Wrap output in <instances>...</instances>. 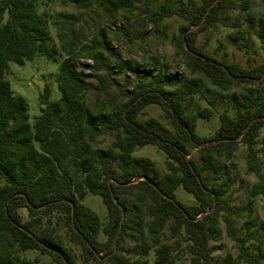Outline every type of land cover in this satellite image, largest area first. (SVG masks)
I'll list each match as a JSON object with an SVG mask.
<instances>
[{"label": "trees", "instance_id": "trees-1", "mask_svg": "<svg viewBox=\"0 0 264 264\" xmlns=\"http://www.w3.org/2000/svg\"><path fill=\"white\" fill-rule=\"evenodd\" d=\"M237 1L243 11L250 9L251 0ZM232 2L202 0L188 8L164 0L151 9L145 0L146 24L157 27L172 17L183 21L177 47L190 75L204 77L223 92L239 87L245 91L225 96L234 116L219 114L218 130L200 137L197 119L212 117L214 100H208L211 109L187 112L188 95L205 98L199 80L175 76L170 81L159 74L145 86L141 71L134 88L121 89L126 98L122 106L96 113L85 101L94 66L80 63L76 70L71 49L58 70L60 99L50 102L45 88L39 97L40 114L30 126L25 99L12 94L4 75L10 63L22 66L38 56L54 60L57 51L50 46L45 20L37 14V0H0V264H30L21 257L26 252H37L51 264H175L166 228L177 245L179 240L187 244L190 264H213L215 248L210 243L218 239L220 222L241 262L262 264L264 238L253 230L262 224L249 218L240 228L235 226L240 214L227 204L231 181L223 178L220 161L229 162L238 147L245 146L247 172L257 179L250 197L264 199V162L256 148L264 128V61L251 68L228 64L205 54L196 42L201 32L221 21ZM249 21L254 23L252 17ZM259 28L262 35V20ZM93 59L95 67L103 61L95 55ZM150 105L162 110L173 135L156 131L153 121L138 119ZM104 136L113 139L111 146L98 148ZM149 145L165 156L163 176L153 162L133 156ZM179 187L193 196L194 205L178 200ZM88 194L102 199L104 224L83 204ZM131 238L138 239L133 262L121 256ZM219 264L238 263L228 255Z\"/></svg>", "mask_w": 264, "mask_h": 264}, {"label": "rangeland", "instance_id": "rangeland-1", "mask_svg": "<svg viewBox=\"0 0 264 264\" xmlns=\"http://www.w3.org/2000/svg\"><path fill=\"white\" fill-rule=\"evenodd\" d=\"M163 1L147 0V3L151 9H155ZM201 1L174 0V3L193 8L198 7ZM37 14L46 22L50 46L57 51L55 59L48 60L38 56L22 66L10 63L4 75L12 94L25 99L30 126H33L35 118L40 114L39 97L45 88L49 91L50 102L60 99L57 75L62 62L68 57V49L73 52L76 70L80 63L94 66L87 78L90 91L85 101L86 107L96 113L108 114L122 106L126 98L121 89L134 88L138 83L136 74L141 71L144 73L145 86H149L159 74L168 75L170 81L175 76L194 78L201 82L205 98L188 95L185 103L187 112L195 114L203 108H210L208 100H214L212 117L209 120L197 119L196 122V133L200 137H209L219 128V114L227 112L230 117L234 116L231 104L225 96L245 93L243 87L223 92L213 87L204 77L190 75L184 57L177 47L179 27L184 24L183 21L172 17L163 20L157 27L146 24L145 0H37ZM249 17L253 18L254 23L249 21ZM259 20L264 22L262 0H251L248 11H243L239 2L233 0L232 8L223 13L221 21L197 36V46L205 54L219 61L251 68L264 61V33H260ZM109 51L112 54H109ZM94 55L103 60L97 67L94 64ZM99 77L102 78L101 81ZM175 86L180 88V83ZM260 92L264 93V85ZM138 119L142 123L153 121L156 131L173 135L169 121L156 105L146 107ZM112 140L109 136L101 137L97 147L107 149ZM257 140L258 158L264 162V128L261 129ZM133 156L153 162L159 176L167 173L165 156L156 147L149 145L139 148ZM245 157L246 147L240 145L229 162L220 161L223 165V178L231 181L225 198L231 210H237L240 214L239 218H234L235 226L240 228L246 219L253 218L259 225L262 224L253 230H257V234L264 238V199L250 197V190L257 179L247 172ZM175 194L182 203L195 204L193 196L181 187ZM83 204L98 215L102 224L105 223L106 207L99 196L88 194ZM22 214L25 215V212ZM218 232L217 241L210 243V246L215 248L212 255L213 264L225 263L228 255L236 263L243 264L235 244L227 237L222 222L218 225ZM165 233L173 246L172 256L175 264H190L187 244L179 240L177 245L176 238L170 239L168 228ZM138 238L139 243H143V239ZM148 238L149 235L146 234L144 240L148 241ZM135 239H127L121 253L122 258L129 259L130 262L136 259L133 250L138 239ZM253 245V242L249 243L251 250L256 253ZM21 257L30 264H51L48 258L37 252H26ZM261 263L264 264V260Z\"/></svg>", "mask_w": 264, "mask_h": 264}, {"label": "built area", "instance_id": "built-area-1", "mask_svg": "<svg viewBox=\"0 0 264 264\" xmlns=\"http://www.w3.org/2000/svg\"><path fill=\"white\" fill-rule=\"evenodd\" d=\"M85 73H88V72H85Z\"/></svg>", "mask_w": 264, "mask_h": 264}]
</instances>
